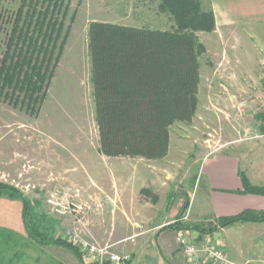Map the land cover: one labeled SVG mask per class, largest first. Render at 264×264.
<instances>
[{"label":"rangeland","instance_id":"rangeland-1","mask_svg":"<svg viewBox=\"0 0 264 264\" xmlns=\"http://www.w3.org/2000/svg\"><path fill=\"white\" fill-rule=\"evenodd\" d=\"M21 2L0 0V53ZM159 3L66 0L62 27L54 32V75L49 89L39 95V106L31 111L24 91H13L12 100L0 91V183L24 193L35 221L49 234L71 242L66 233L72 230L90 241L131 253L137 261L142 259L136 253L157 257L156 262L145 264H175L163 246L168 239L178 245L176 230L161 227L178 218L188 196L192 205L200 201L204 184L195 185L194 177L203 158L241 139L263 145L251 137L262 131L256 114L264 108V14L236 19L232 27L195 31L202 45L198 106L190 121L171 126L167 156L108 158L100 151L89 25L100 20L168 29L172 22ZM201 4L209 8L208 0ZM23 49L27 50L26 45ZM256 147L264 161L262 147H257L259 151ZM67 193L83 207L76 216L57 214L47 201L52 195L60 201ZM188 213L187 209L180 214L182 221L190 222ZM49 245L53 251L57 246L68 247ZM183 255L188 264H209L206 257L190 261ZM89 258L83 264H102ZM42 264L69 263L58 254L43 253Z\"/></svg>","mask_w":264,"mask_h":264},{"label":"trees","instance_id":"trees-1","mask_svg":"<svg viewBox=\"0 0 264 264\" xmlns=\"http://www.w3.org/2000/svg\"><path fill=\"white\" fill-rule=\"evenodd\" d=\"M65 2L22 0L11 23V34L2 46L0 91L11 100L13 91H24L31 111L39 106V95L49 89L54 75V32L62 27ZM158 7L169 15L170 28L90 22L96 121L100 151L106 156L164 158L169 153L171 126L176 121H190L197 110L202 45L195 31L216 29L214 12L210 6L204 9L201 0H160ZM22 103L25 104L24 99ZM256 118L264 131V108ZM241 180V192L264 195V184H251L243 173ZM0 195L21 199L27 232L37 242L66 245L83 256L73 243L41 229L32 216L31 202L20 189L0 183ZM243 221H264V211L246 209L221 217L218 222L225 227ZM210 225L192 223L185 228L202 231ZM213 228L217 227L212 225L210 229Z\"/></svg>","mask_w":264,"mask_h":264},{"label":"crops","instance_id":"crops-1","mask_svg":"<svg viewBox=\"0 0 264 264\" xmlns=\"http://www.w3.org/2000/svg\"><path fill=\"white\" fill-rule=\"evenodd\" d=\"M209 3L215 15L217 29L232 27L236 19L259 18L261 14H264V0H209ZM248 141L251 140H237L227 144L225 149L218 148L205 156L197 177H194L195 185L198 182L199 186L204 184L200 201L197 203L195 201L192 205L191 198L188 196L179 210L178 218L171 222L172 225L180 226L169 227L167 225L170 223H168L161 228L176 230L174 232L177 241L182 235L192 236L199 244L205 240L213 241L223 247L230 259L235 262L249 261L252 264H264V243L258 245L264 240V221H243L210 229L221 217L237 215L246 209L264 211L263 194L241 192L244 189L242 173L251 184H264V164L260 163L264 162L261 160L263 156L256 154L257 151L254 150L257 146L262 147L264 151V145L257 143L253 146L252 143L247 144ZM106 157L111 158V156ZM182 200L183 198L180 197L179 202L181 203ZM187 209L190 222L182 221L183 215H180ZM23 213L24 205L21 199L0 195V264H42L43 253L58 254L69 264H83L89 261V256L79 257L69 247L57 246L58 249L53 251V245H42L37 242L27 232ZM192 223L206 226L211 223V225L208 228L202 227L206 228L202 231L185 228V225ZM163 247L165 255L173 259L175 264H188L182 258L183 249L179 242L177 245L172 244L169 239L164 240ZM257 248L259 252H256ZM143 255L136 253V258L143 260L138 258V262L144 264L146 261L156 262L153 259L157 257L153 258L148 253ZM147 257L150 259L145 260Z\"/></svg>","mask_w":264,"mask_h":264},{"label":"built area","instance_id":"built-area-1","mask_svg":"<svg viewBox=\"0 0 264 264\" xmlns=\"http://www.w3.org/2000/svg\"><path fill=\"white\" fill-rule=\"evenodd\" d=\"M251 138L259 140L264 145V131L255 133ZM47 201L53 211L59 215L76 216L79 210L83 209L81 203L71 199L68 193L60 201L56 200L53 195ZM66 237L79 246L83 255L95 257L102 264H143L138 262L131 253L116 251L111 248L112 245H101L96 241H90L81 237L76 231L68 230ZM178 242L182 246L185 257L190 260H198L205 256L209 264H252L249 261L238 263L231 260L228 254L213 241L205 240L199 244L192 236L182 235L178 237Z\"/></svg>","mask_w":264,"mask_h":264}]
</instances>
